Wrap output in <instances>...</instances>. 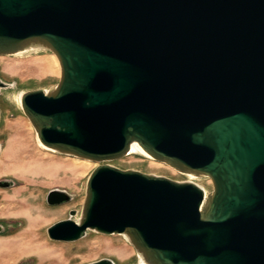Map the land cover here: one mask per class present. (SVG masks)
I'll return each mask as SVG.
<instances>
[{"label":"water","instance_id":"95a60500","mask_svg":"<svg viewBox=\"0 0 264 264\" xmlns=\"http://www.w3.org/2000/svg\"><path fill=\"white\" fill-rule=\"evenodd\" d=\"M34 50L61 75L22 111L44 146L100 164L52 241L93 230L145 264H264V0H0V57ZM134 143L213 190L106 164Z\"/></svg>","mask_w":264,"mask_h":264},{"label":"rangeland","instance_id":"374dc122","mask_svg":"<svg viewBox=\"0 0 264 264\" xmlns=\"http://www.w3.org/2000/svg\"><path fill=\"white\" fill-rule=\"evenodd\" d=\"M53 55L54 53L47 50H36L23 55L0 57V79L12 85L10 88L0 89V158L5 152L14 151L21 145L26 150L23 156L30 157L21 165L30 169L47 168L48 165L61 167L57 173L49 176L34 175L28 171L24 174L19 171L0 173V183L14 182L12 187H0V226L4 228L0 233V254L7 252L12 243L27 241L25 231L28 229V218L11 214L20 212L21 208L10 206L8 199L25 201L35 198L37 207L49 214L39 233L44 253L51 255L46 257L44 264H58L57 259L62 264H90L102 259H110L115 264H141L135 248L125 235L107 236L89 230L76 242H55L48 236L47 230L54 224L69 218L80 220L88 179L100 165L90 160L62 155L55 150L54 154L42 150L38 146L40 140L35 128L19 105L18 98L22 94L34 90L48 92L59 82L61 74L46 68L49 63H53ZM46 149L52 150L48 147ZM106 164L122 170H137L163 176L178 182L191 180L188 174L180 173L139 153H132ZM193 177V182L208 194L213 190L210 178ZM56 189L71 195V202L48 205L47 195ZM72 211L76 212L73 217L70 216ZM4 260L2 257L0 264ZM7 260L9 264H43L40 254L37 253L16 255Z\"/></svg>","mask_w":264,"mask_h":264},{"label":"bare ground","instance_id":"6f19581e","mask_svg":"<svg viewBox=\"0 0 264 264\" xmlns=\"http://www.w3.org/2000/svg\"><path fill=\"white\" fill-rule=\"evenodd\" d=\"M28 52L30 51L20 52L17 55H23ZM53 58H54L53 63H49V66H47L46 68L48 70H56L61 74V67L59 60L55 54L53 55ZM18 99H19V105L21 107V98ZM38 146L44 151H49L51 154L55 153V151L53 150L46 149V146L41 144V142H39ZM25 152L26 150L22 148L21 145L18 148H16L14 151L5 152L0 158V173L19 171L21 172V174H24V172L28 171L34 175L49 176L51 174L53 175L57 173L61 169V167L59 166H52V165H48L47 168L44 167H38V169L27 168L26 166L21 165L23 162L27 160V158H30L29 156L28 157L23 156ZM130 153L131 154L139 153L144 155L148 159L152 160V157L149 156L137 143H134L132 145ZM188 175L191 179L189 180V182H193V179L195 178L193 177L194 175L192 174H188ZM8 203L10 206L13 205L21 208L20 212H13L11 214L25 216L28 218V229L25 231L27 241L22 240L10 244L9 250L7 252L0 254V260L3 257V259H5L3 264H9L7 259H10L13 256L16 255L22 256L26 254L37 253L40 254V257L42 258V262L44 264L45 263L44 260L46 259V257H49L51 255L44 253L45 251L44 247L39 241V233L41 231L42 225L46 222V218L49 216V214L42 212L40 208L37 207L36 205L37 200L35 198H29L25 201L8 199ZM56 262L58 264H62V261L60 259H57ZM140 263L145 264L141 258H140Z\"/></svg>","mask_w":264,"mask_h":264}]
</instances>
